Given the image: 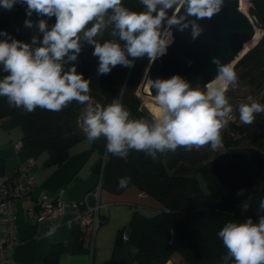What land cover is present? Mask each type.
<instances>
[{
	"label": "trees",
	"instance_id": "trees-1",
	"mask_svg": "<svg viewBox=\"0 0 264 264\" xmlns=\"http://www.w3.org/2000/svg\"><path fill=\"white\" fill-rule=\"evenodd\" d=\"M180 1L175 0L171 8L157 5L151 13L155 17L161 10L165 12L160 33ZM247 1L250 18L261 35L233 63L236 79L227 85L224 96L228 102L242 96L240 93L246 89L248 95L259 98L255 103L264 108V0ZM120 7L138 14L148 11L143 0H121ZM114 15V10L108 9L102 14L107 30L86 45L78 44L79 52L70 50L58 61L62 74L75 69L88 82V91L81 93L88 97L86 101L73 99L60 110L37 106L28 111L23 105L10 104L7 96L0 95V117H11L21 128L22 147L34 157L46 154L47 164L61 163L71 146L88 138L98 153L106 155L102 190L121 194L136 186L161 205L153 216L145 217L137 212L131 220L132 229L141 240L135 256L137 264H165L173 254L190 264H235L219 232L228 223L242 224L250 219L258 224L264 218L263 111L254 113L251 124H224L220 130L221 143L216 148L209 142L200 147L178 145L174 150H136L126 146L121 154L110 152L105 135L91 139L88 136L85 118L90 109L103 111L118 102L128 112L130 121H142L149 128L156 125L136 94L151 57L147 54L133 57L127 52V41L121 39L120 30L111 19ZM41 21L46 25L43 32L39 28ZM56 22L55 15L32 11L29 16L26 4L17 3L11 10L0 7V42L18 41L29 45L34 53L43 46L45 32L51 31ZM104 43L117 44L128 63L110 65L109 72H100L101 61L94 50L97 44ZM73 55L75 60L69 59ZM9 74L0 63V81ZM90 100L95 104L88 109ZM229 106L227 103L226 107ZM256 128L263 131L256 133ZM121 181H125L123 186ZM201 183L207 191L204 192ZM57 253L58 249L50 253L51 262L56 260Z\"/></svg>",
	"mask_w": 264,
	"mask_h": 264
},
{
	"label": "clouds",
	"instance_id": "clouds-1",
	"mask_svg": "<svg viewBox=\"0 0 264 264\" xmlns=\"http://www.w3.org/2000/svg\"><path fill=\"white\" fill-rule=\"evenodd\" d=\"M175 0H143L146 13L129 12L120 7L121 0H0V7L11 10L17 3L27 5V14L32 11L48 16L55 15L57 22L51 31H46L43 46L35 49L29 45L0 42V63L10 74L0 81V95L7 96L10 104L23 105L28 111L37 106L48 110H60L75 99H88L82 92L88 91V82L76 74L75 69L62 74L60 61L70 50L79 52L78 33L94 18L102 17L113 9L111 17L120 30V37L127 41V52L133 57L147 54L155 57L163 54L166 41L161 38L159 26L165 12L155 17L157 5L171 8ZM187 12L200 18L211 17L219 11L222 0H187ZM170 23H176L171 20ZM26 24L30 22L26 21ZM43 32L46 25L39 23ZM94 24L85 36L91 38L99 30ZM198 30H194V35ZM94 55L101 61L100 72L110 71V65L127 64L124 53L117 44H97ZM75 55L69 59L75 60ZM221 80L231 83L236 73L230 66L221 68ZM158 89V104L161 106L158 123L152 128L142 121H130L128 112L118 102H113L103 111H88L85 123L89 138L105 135L108 150L115 154L125 152L126 146L136 150L180 146H203L211 142L216 148L221 143L222 120L229 112L224 89H213L205 95L199 90H190L187 83L174 76L155 83ZM264 111L261 105H241L240 120L251 124L254 113ZM125 181H121L123 186ZM264 207V204H262ZM235 264H264V218L258 224L249 219L242 224L228 223L219 232Z\"/></svg>",
	"mask_w": 264,
	"mask_h": 264
},
{
	"label": "crops",
	"instance_id": "crops-1",
	"mask_svg": "<svg viewBox=\"0 0 264 264\" xmlns=\"http://www.w3.org/2000/svg\"><path fill=\"white\" fill-rule=\"evenodd\" d=\"M22 137L20 126L11 117H0V179L15 176L18 165L33 160L32 197L14 204L18 243L11 264H137L135 256L141 240L137 239L131 220L137 212L153 216L161 205L138 187L130 186L121 194L101 191L100 202L105 207L100 209L96 228L82 231L69 225L70 207L65 209L63 218H29L28 208L41 198L82 202L86 193L102 181L104 154L84 138L69 148L61 163L47 164L46 154L34 157L22 147ZM97 164L100 166L95 169ZM54 223H58L55 228ZM56 249V260L51 262L50 253ZM165 264L190 263L173 254Z\"/></svg>",
	"mask_w": 264,
	"mask_h": 264
},
{
	"label": "water",
	"instance_id": "water-1",
	"mask_svg": "<svg viewBox=\"0 0 264 264\" xmlns=\"http://www.w3.org/2000/svg\"><path fill=\"white\" fill-rule=\"evenodd\" d=\"M187 8V0H181L165 29L170 32L171 43L165 47L164 60L160 63L155 59L146 70L145 85L149 79L147 95L151 98L158 96L157 81L174 76L190 90L206 95V85L221 76V68L231 67L255 36L256 27L240 9V0H222L219 11L211 17L191 15ZM194 30H198L195 35Z\"/></svg>",
	"mask_w": 264,
	"mask_h": 264
},
{
	"label": "built area",
	"instance_id": "built-area-1",
	"mask_svg": "<svg viewBox=\"0 0 264 264\" xmlns=\"http://www.w3.org/2000/svg\"><path fill=\"white\" fill-rule=\"evenodd\" d=\"M262 113L264 115V111ZM262 131L259 128L255 129L256 133ZM16 148L19 149V145ZM32 163L33 160H30L26 164L18 165L15 168V176L0 179V264L13 262V249L18 243L14 204L32 197L33 176L30 173ZM101 191L102 186L99 182L79 203H67L60 198L54 201L41 198L28 208L27 215L37 221L46 218L58 219L63 218L65 209L70 207L72 213L67 219L69 225L76 226L82 231L88 227L96 228L100 223V209L105 207V204L100 202ZM57 226L58 223H54L52 227Z\"/></svg>",
	"mask_w": 264,
	"mask_h": 264
},
{
	"label": "rangeland",
	"instance_id": "rangeland-1",
	"mask_svg": "<svg viewBox=\"0 0 264 264\" xmlns=\"http://www.w3.org/2000/svg\"><path fill=\"white\" fill-rule=\"evenodd\" d=\"M240 6H245V14H247L248 16L249 13H248V8L250 6L249 2L247 0H240ZM99 23L100 24V28L98 30V32L91 38L85 36V32H87L94 24H97ZM254 23V22H253ZM255 25V24H254ZM256 27V26H255ZM108 28V24L106 22V20L102 17H98V18H94L92 21H90L86 26L85 28L80 32L78 33V44L79 45H86L88 43H90L91 41H93L94 39L100 37ZM166 27L162 30L161 32V38L162 39H165L166 41V46L168 44L171 43V39L167 38L165 36V33H166ZM256 31L259 32V35H261V31L258 30L256 28ZM260 37V36H259ZM257 41L253 42L254 44L256 43ZM253 46V45H252ZM165 54V50L163 52V54H157L155 57H151L150 60H149V63L146 67V69L144 70V73L142 74L141 78H140V82H139V85L136 89V94L137 96L142 100L143 102V106L148 110V112L152 115V117L154 118V120L156 121V123H158V115L160 114V109H161V106L158 104V102L154 101L153 98H150L148 96H145L143 94H141V89L142 87L145 85V73H146V70L148 69V66H150V64L156 59V61H160V57H162L163 55ZM233 66V64H232ZM231 66V67H232ZM229 83L228 82H224L221 80V78L215 82L212 87L214 88H219L220 86L222 85H225L227 87ZM151 85V81L149 83V85L147 84L144 88V93L145 94H148V88L149 86ZM140 90V91H139ZM242 96L236 98V99H230L227 103L230 104V108H231V112H229L226 116L223 117L224 121L226 122L225 124H227L228 122H242L240 120V112H239V109L241 107V105H250L252 103H255L256 100L255 99H259L257 97H255L254 95H248L246 89H243V92L240 93ZM246 94V97H244V95ZM95 104V101L94 100H90L89 103L87 104L88 106V109L93 106ZM259 104V103H257ZM260 105V104H259ZM264 105V103H263ZM106 155L104 154V159H105ZM202 187L204 188V192L207 191L206 189V185L204 183H201Z\"/></svg>",
	"mask_w": 264,
	"mask_h": 264
},
{
	"label": "bare ground",
	"instance_id": "bare-ground-1",
	"mask_svg": "<svg viewBox=\"0 0 264 264\" xmlns=\"http://www.w3.org/2000/svg\"><path fill=\"white\" fill-rule=\"evenodd\" d=\"M245 8H246L245 6H240V9H241L244 13H245ZM165 36H166L167 38L171 39L170 32L166 31ZM259 36H260V35H259V32L256 31L255 36L253 37V39L245 45L244 50H243V51L241 52V54H240V57H241L245 52H247V51L252 47V45H254L253 42L257 41V40L259 39ZM164 58H165V54L161 57V59H160L159 62H160V63L163 62ZM158 65H159V64H157L156 67H157ZM156 67H155V68H156ZM152 72H153V71H152ZM220 78H221V76L218 77L217 79L213 80L212 82H210V83H208V84L206 85V87H207V93L214 89V87H212V85H213L215 82H217ZM149 83H150V80L148 79L147 82H146V85H147V84L149 85ZM146 85H145V86H146ZM220 88H223L224 91H225L226 86H225V85H222V86H220L219 88H215V89H220ZM139 91H140V90H139ZM143 91H144V90H143ZM143 91H142V89H141V94H143V95H145V96H148V95L145 94ZM206 95H207V94H206ZM148 97H149V96H148ZM150 98H151V97H150ZM153 100L156 101V102H158L157 98H153Z\"/></svg>",
	"mask_w": 264,
	"mask_h": 264
}]
</instances>
